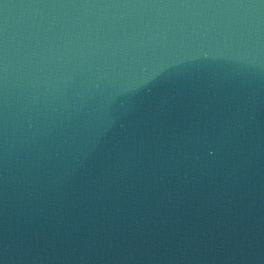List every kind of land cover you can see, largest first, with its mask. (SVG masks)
Masks as SVG:
<instances>
[{
    "label": "water",
    "instance_id": "obj_1",
    "mask_svg": "<svg viewBox=\"0 0 264 264\" xmlns=\"http://www.w3.org/2000/svg\"><path fill=\"white\" fill-rule=\"evenodd\" d=\"M0 264H264V0H0Z\"/></svg>",
    "mask_w": 264,
    "mask_h": 264
}]
</instances>
